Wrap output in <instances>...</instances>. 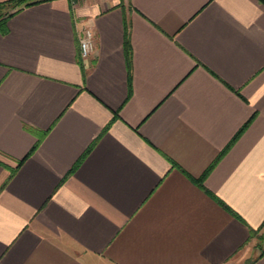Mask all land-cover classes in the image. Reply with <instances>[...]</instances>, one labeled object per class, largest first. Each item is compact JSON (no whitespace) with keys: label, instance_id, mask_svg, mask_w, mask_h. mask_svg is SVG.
<instances>
[{"label":"crops","instance_id":"crops-1","mask_svg":"<svg viewBox=\"0 0 264 264\" xmlns=\"http://www.w3.org/2000/svg\"><path fill=\"white\" fill-rule=\"evenodd\" d=\"M0 264H264V0L0 23Z\"/></svg>","mask_w":264,"mask_h":264},{"label":"built area","instance_id":"built-area-1","mask_svg":"<svg viewBox=\"0 0 264 264\" xmlns=\"http://www.w3.org/2000/svg\"><path fill=\"white\" fill-rule=\"evenodd\" d=\"M80 0H72L74 4L78 3ZM97 44V36L95 29L88 25L84 28L83 34L80 38V48L81 56L86 59L88 58L95 50Z\"/></svg>","mask_w":264,"mask_h":264},{"label":"trees","instance_id":"trees-1","mask_svg":"<svg viewBox=\"0 0 264 264\" xmlns=\"http://www.w3.org/2000/svg\"><path fill=\"white\" fill-rule=\"evenodd\" d=\"M37 0H7L0 2V9H4L0 13V23H5L12 15L17 13L22 8L36 3ZM252 233H255L254 231Z\"/></svg>","mask_w":264,"mask_h":264},{"label":"rangeland","instance_id":"rangeland-1","mask_svg":"<svg viewBox=\"0 0 264 264\" xmlns=\"http://www.w3.org/2000/svg\"><path fill=\"white\" fill-rule=\"evenodd\" d=\"M3 11H5L4 9L2 10V9H0V13H2Z\"/></svg>","mask_w":264,"mask_h":264}]
</instances>
